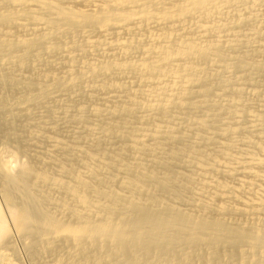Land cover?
Listing matches in <instances>:
<instances>
[{
	"label": "bare ground",
	"instance_id": "obj_1",
	"mask_svg": "<svg viewBox=\"0 0 264 264\" xmlns=\"http://www.w3.org/2000/svg\"><path fill=\"white\" fill-rule=\"evenodd\" d=\"M21 251L264 264V0H0V264Z\"/></svg>",
	"mask_w": 264,
	"mask_h": 264
},
{
	"label": "rangeland",
	"instance_id": "obj_2",
	"mask_svg": "<svg viewBox=\"0 0 264 264\" xmlns=\"http://www.w3.org/2000/svg\"><path fill=\"white\" fill-rule=\"evenodd\" d=\"M17 244H18V247H20L21 246V243H20V241L19 240H17ZM22 252V251H21ZM22 255L24 256V262H25V264H29L28 263V261L26 260L27 258L25 257V254H24V252H22Z\"/></svg>",
	"mask_w": 264,
	"mask_h": 264
}]
</instances>
